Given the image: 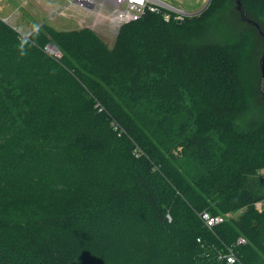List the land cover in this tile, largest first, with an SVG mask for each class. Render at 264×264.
<instances>
[{"label": "trees", "instance_id": "16d2710c", "mask_svg": "<svg viewBox=\"0 0 264 264\" xmlns=\"http://www.w3.org/2000/svg\"><path fill=\"white\" fill-rule=\"evenodd\" d=\"M240 1L264 32V0ZM233 9L146 10L111 47L0 19V264H264L263 40L238 13L261 39L250 92L246 29L220 36Z\"/></svg>", "mask_w": 264, "mask_h": 264}, {"label": "rangeland", "instance_id": "374dc122", "mask_svg": "<svg viewBox=\"0 0 264 264\" xmlns=\"http://www.w3.org/2000/svg\"><path fill=\"white\" fill-rule=\"evenodd\" d=\"M164 1L171 5H174L175 7L185 9L189 12L196 11L203 7V0ZM7 2L9 5V9H4V11H6V18L3 19V21L25 38L28 37L30 28L36 25L37 28H41L43 25H47L55 31L78 30L86 28L91 30L100 39H102L108 47H111L114 43L117 33L120 30L119 28L117 32L116 30L110 31L107 25H102V23H104L106 20L102 18H99L98 20L97 17H93V15L88 14L78 5H69L65 0H7ZM47 4L52 5L54 9H47ZM206 7L207 5L205 6V8ZM43 8H46L47 11H45ZM14 12H20V17H18L17 22L15 23H13L14 19H8V14H13ZM200 13L201 12H195L191 16H184L182 20H184L185 18L187 19L190 17H195ZM224 15H226V17H224V22L226 21V24L224 23L226 29L223 31L224 33L221 32V35L219 34L221 37L230 35V32L232 33V28H236L234 29V33L239 34L242 33L244 29H246L244 64L242 65L241 74L242 78L245 81L247 89L251 92L257 78L254 72L256 71L255 64L258 63L261 56V39L256 35V33L254 34L253 30H248L247 28L240 25V18L238 13L235 12V9H233V11L227 10ZM3 16L5 15L3 13H0L1 20V17ZM227 23H229V25ZM55 48L58 49L56 46ZM58 51L60 50L58 49ZM60 53L62 57V52ZM249 97L250 99H254V96L251 93H249ZM253 103L255 104V102ZM255 106L258 109V103H256ZM251 114V116H253L254 114L258 115L256 109H253ZM110 126L113 127L112 125ZM113 130L117 133L118 136H120L122 132L125 133L124 129L121 126L115 125L113 127ZM260 174L262 177H264V168L260 170Z\"/></svg>", "mask_w": 264, "mask_h": 264}, {"label": "built area", "instance_id": "2783aa9c", "mask_svg": "<svg viewBox=\"0 0 264 264\" xmlns=\"http://www.w3.org/2000/svg\"><path fill=\"white\" fill-rule=\"evenodd\" d=\"M69 5H78L93 17L102 18L107 23L110 31L116 30L137 18L148 10L150 12L161 13L165 21L173 19L180 22L184 16H191L195 12H201L207 5L208 0H203V7L193 12L186 11L171 5L164 0H65ZM95 26V25H94ZM46 53L51 55L54 59L61 58V53L54 45H46L44 47ZM254 208L261 212L264 209V200L253 203ZM202 219L208 226H213L223 221L222 216H210L207 213L202 214ZM245 243V239L239 237L236 240V246ZM219 258L224 259L227 264L238 263V259L232 247L227 248V251L221 253Z\"/></svg>", "mask_w": 264, "mask_h": 264}, {"label": "water", "instance_id": "95a60500", "mask_svg": "<svg viewBox=\"0 0 264 264\" xmlns=\"http://www.w3.org/2000/svg\"><path fill=\"white\" fill-rule=\"evenodd\" d=\"M210 0H208L209 3ZM235 1V8L236 11L240 14L241 20L247 23L252 24L255 28L258 34L262 37L263 40V53L260 59V71H261V78H260V90L263 94L264 98V32L260 29L259 25L251 20H249L246 16V12L242 7L241 1L240 0H234ZM207 3V5H208Z\"/></svg>", "mask_w": 264, "mask_h": 264}, {"label": "crops", "instance_id": "0c3cea01", "mask_svg": "<svg viewBox=\"0 0 264 264\" xmlns=\"http://www.w3.org/2000/svg\"><path fill=\"white\" fill-rule=\"evenodd\" d=\"M10 6H11V4H10ZM4 9H9L8 2H7V0H0V13H3L5 15V16L1 17L2 20L6 18V13H5L6 11H4ZM15 9H16V7H15ZM43 9L45 11H47V9L53 10L54 7L52 5L47 4V9L46 8H43ZM18 17H20V12H14L13 14L12 13L8 14V19H14L13 23L17 22ZM36 28H37V25L32 27V28H30L29 32H31L32 30H34Z\"/></svg>", "mask_w": 264, "mask_h": 264}]
</instances>
